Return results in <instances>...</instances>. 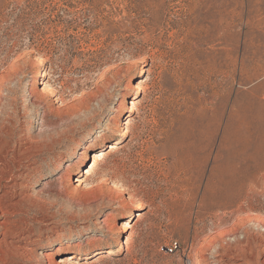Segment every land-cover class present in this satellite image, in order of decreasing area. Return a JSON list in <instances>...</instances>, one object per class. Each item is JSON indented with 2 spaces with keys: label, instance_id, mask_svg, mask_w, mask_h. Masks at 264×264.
<instances>
[{
  "label": "rangeland",
  "instance_id": "rangeland-1",
  "mask_svg": "<svg viewBox=\"0 0 264 264\" xmlns=\"http://www.w3.org/2000/svg\"><path fill=\"white\" fill-rule=\"evenodd\" d=\"M246 232L264 240V0H0V264L66 240L68 264H220Z\"/></svg>",
  "mask_w": 264,
  "mask_h": 264
},
{
  "label": "bare ground",
  "instance_id": "bare-ground-1",
  "mask_svg": "<svg viewBox=\"0 0 264 264\" xmlns=\"http://www.w3.org/2000/svg\"><path fill=\"white\" fill-rule=\"evenodd\" d=\"M127 134L128 128L124 127L120 132L119 138L115 142H110L109 144H107L105 150L101 149L92 152L90 155H84L82 161H85L88 156L89 160H91L93 163L101 161L106 153L113 152L121 145L122 141L126 139ZM79 181V179L75 180V182ZM236 181L234 177L226 179L220 177L215 188L221 192L230 190L231 192H233L231 194V197L235 198V196L238 194V189H236L235 187ZM126 201L127 197L125 196V194H122L119 200L120 205L123 206ZM97 238L100 239L101 237L97 236ZM73 245L74 244L70 241H64L62 249L63 254L55 259V264H68L73 259L71 254H67L68 251H70V249L73 247ZM219 246H221L219 247L221 250L218 248V256L215 261L220 264H264V240L260 237V235L257 236L248 232L246 235L244 234V237L242 239L234 237L232 243H226L224 245L220 244Z\"/></svg>",
  "mask_w": 264,
  "mask_h": 264
},
{
  "label": "built area",
  "instance_id": "built-area-1",
  "mask_svg": "<svg viewBox=\"0 0 264 264\" xmlns=\"http://www.w3.org/2000/svg\"><path fill=\"white\" fill-rule=\"evenodd\" d=\"M173 244L172 245H169V246H163L160 249L162 251H164V252H167V251H170L171 252L173 250V246L175 247L177 243H173Z\"/></svg>",
  "mask_w": 264,
  "mask_h": 264
}]
</instances>
